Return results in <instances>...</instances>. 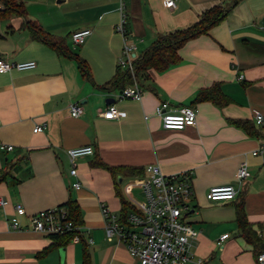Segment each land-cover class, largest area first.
Returning a JSON list of instances; mask_svg holds the SVG:
<instances>
[{
  "label": "crops",
  "instance_id": "crops-1",
  "mask_svg": "<svg viewBox=\"0 0 264 264\" xmlns=\"http://www.w3.org/2000/svg\"><path fill=\"white\" fill-rule=\"evenodd\" d=\"M22 1L24 15L0 18V58L36 62L32 70L0 73V140L14 146L0 163V174L7 172L0 182V197L7 200L0 206V264H61L60 248L36 256L51 243L49 237L12 229L9 219L17 203L25 210L19 216L24 226L26 215L69 199L79 205L87 244L63 247L62 264H136L116 236L107 238L101 208L107 206L120 220L121 198L130 205L132 190L141 193L138 188L125 192V183L144 173H112L98 160L144 172L150 164L164 174L190 172L193 196L185 214L197 234L191 239L193 260L187 264H256V254L264 250V237L257 235L264 227V152L252 151L264 140V126L255 124L252 111L264 116V0H175L174 8L164 7L162 0H124L132 56L141 55L158 35L191 25L213 5L229 9L208 33L178 49V64L162 72L148 70L140 100L120 98L119 89L100 88L113 77L123 48L122 35L114 29L119 0ZM28 20L83 59L89 77L74 59L34 38L25 25ZM84 28L91 33L74 46L71 33ZM216 83L228 97L226 105L194 102L199 90ZM162 101L171 109L197 106L196 120L183 129L163 128L155 113ZM72 103L82 105L80 116L70 115ZM108 105L125 116L104 118ZM232 120L247 121L250 132ZM39 124L44 129L33 132ZM86 144L93 146L94 155L78 158L77 176H72L66 151ZM242 161L250 175L239 182L235 172ZM76 180L79 189L71 187ZM228 183L237 188L233 200L206 198L210 186ZM239 208L251 240L238 225ZM224 233L228 238L217 245Z\"/></svg>",
  "mask_w": 264,
  "mask_h": 264
},
{
  "label": "built area",
  "instance_id": "built-area-1",
  "mask_svg": "<svg viewBox=\"0 0 264 264\" xmlns=\"http://www.w3.org/2000/svg\"><path fill=\"white\" fill-rule=\"evenodd\" d=\"M162 4L166 8H174L175 0H162ZM118 10L120 18L114 29L122 35L123 48L117 66L131 69L133 57L131 51L134 45L131 44L126 29L124 0H119ZM90 33L91 30L86 28L73 31L71 33L73 45L83 44ZM35 67L34 60L11 62L0 58V73L12 70H32ZM242 78L243 75L240 74L238 79ZM142 93L143 89L135 81L119 91L118 96L140 100ZM198 112V107L195 105L171 109L168 102L162 101L155 106V113L161 119L165 129H183L188 123L196 120ZM69 113L72 117L80 116L83 113L82 105L70 104ZM102 115L106 119H115L124 117L125 112L117 110L113 105H108ZM252 115L256 125L264 126V116L258 110L254 109ZM44 127L45 124L36 125L33 132H41ZM13 150L12 144L0 140V163ZM263 152L264 140H260L259 146L252 151V155ZM66 155L70 163L69 173L77 176L76 160L80 157L94 155V148L89 144L80 145L69 148ZM249 175L247 163L242 161L235 172V180L240 182ZM71 187L79 189L81 184L76 180ZM133 188L141 191L144 200L129 198L133 209L127 214L125 222L118 220L107 206L102 205L101 213L107 238L111 239L116 236L124 244L129 255L135 259L136 264H187L191 262L193 260L190 250L191 239L196 236L197 230L186 220L185 214L189 209L188 202L193 196L190 172L164 174L157 164H150L145 167L142 177L131 178L124 185L127 193ZM236 194L235 185L228 183L210 186L206 192V198L212 202H225L233 200ZM6 203L7 200L0 197V206ZM21 215H25V210L21 204L17 203L14 205V214L9 219L10 228L30 229L46 237L69 233L73 229L82 232V226L73 225L68 218L67 209L63 206L47 208L26 215L27 224L24 226L19 220ZM257 235L264 237V227L263 230L257 231ZM228 236V233L220 235L216 244L221 245ZM70 242H80L79 235L75 234ZM196 263L199 264V261ZM256 264H264V250L256 254Z\"/></svg>",
  "mask_w": 264,
  "mask_h": 264
},
{
  "label": "trees",
  "instance_id": "trees-1",
  "mask_svg": "<svg viewBox=\"0 0 264 264\" xmlns=\"http://www.w3.org/2000/svg\"><path fill=\"white\" fill-rule=\"evenodd\" d=\"M2 7L0 8V18L9 17L12 14L24 15V4L22 0H0ZM229 9L224 8L220 4L211 6L210 8L202 11L198 16V19L191 25L176 29L167 33H163L157 36L156 40L141 54L133 56L131 65L132 68H121L117 66V69L113 77L107 81L104 85L100 86L101 89H119L121 91L124 87L131 85L135 81L140 85L144 80H147L148 70H155L162 72L167 70L169 67L176 65L180 62V56L178 49L189 39L197 37L201 34H206L208 31L222 21ZM25 25L31 32L34 38L42 41L57 53L68 56L76 61L78 68L82 72L83 76L89 77L87 65L83 59H81L76 53L68 50L62 42L51 39L39 26L31 21H26ZM209 100L215 105L221 107L228 103V97H226L221 91L219 84H213L211 87L203 88L198 91L195 96L194 102ZM190 104L188 106H191ZM234 125L242 127L250 132L247 121L232 120ZM98 165L108 169L110 172L115 173V170L132 172L137 175L144 173L143 169L132 168V167H120L114 168L107 166L102 161L98 160ZM7 172L1 171L0 182L6 178ZM116 187V193L121 197V192L118 188L117 181L114 182ZM122 201V215L121 222H125L127 216V209H133L132 206L127 205L124 198ZM67 209L68 218L72 221L73 225L82 226V218L79 205L75 200L69 199L64 204L60 205ZM129 207V208H128ZM238 225L243 232L246 239L251 240L252 232L249 229L248 222L246 221L245 215L241 208L238 209ZM78 234L80 242L87 244L83 239L81 233L73 229L69 233L61 235H51V243L44 248L41 252L37 253V257H44L49 251L53 249H59L67 246L70 243L71 238ZM254 236V235H253Z\"/></svg>",
  "mask_w": 264,
  "mask_h": 264
},
{
  "label": "rangeland",
  "instance_id": "rangeland-1",
  "mask_svg": "<svg viewBox=\"0 0 264 264\" xmlns=\"http://www.w3.org/2000/svg\"><path fill=\"white\" fill-rule=\"evenodd\" d=\"M132 192L134 193V198H136L137 200H144L143 194L138 190H132Z\"/></svg>",
  "mask_w": 264,
  "mask_h": 264
},
{
  "label": "water",
  "instance_id": "water-1",
  "mask_svg": "<svg viewBox=\"0 0 264 264\" xmlns=\"http://www.w3.org/2000/svg\"><path fill=\"white\" fill-rule=\"evenodd\" d=\"M59 254H60V258H61V264L63 263L64 261V255H65V248H60L59 249Z\"/></svg>",
  "mask_w": 264,
  "mask_h": 264
}]
</instances>
